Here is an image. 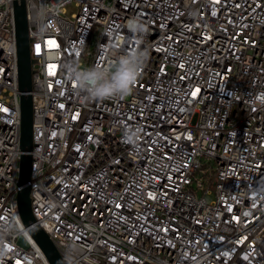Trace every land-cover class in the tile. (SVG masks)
I'll return each instance as SVG.
<instances>
[{"label":"built area","instance_id":"1","mask_svg":"<svg viewBox=\"0 0 264 264\" xmlns=\"http://www.w3.org/2000/svg\"><path fill=\"white\" fill-rule=\"evenodd\" d=\"M26 1L32 207L64 262L264 264V0ZM136 49L127 97L76 90L69 64ZM20 136L14 0H0V264H50L19 212Z\"/></svg>","mask_w":264,"mask_h":264},{"label":"water","instance_id":"2","mask_svg":"<svg viewBox=\"0 0 264 264\" xmlns=\"http://www.w3.org/2000/svg\"><path fill=\"white\" fill-rule=\"evenodd\" d=\"M15 27L18 54L19 89L21 91V159L18 184V206L24 226L42 249L50 264L65 263L57 246L39 223L33 213L31 198V174H32V149L33 141V64L38 58L31 55V41L36 40L30 37L29 29L35 26H28L30 18L29 1L14 0Z\"/></svg>","mask_w":264,"mask_h":264},{"label":"clouds","instance_id":"3","mask_svg":"<svg viewBox=\"0 0 264 264\" xmlns=\"http://www.w3.org/2000/svg\"><path fill=\"white\" fill-rule=\"evenodd\" d=\"M39 15L37 13V20H39ZM127 28L137 37L147 32V26L138 18L129 20ZM108 55L111 63L92 67H81L78 63L68 65L70 79L75 82L76 90L83 93L87 100L103 101L127 97L140 79L142 69L148 59L147 51L142 49L122 51L114 56L111 53ZM5 227L8 231H18L14 223H11L10 227L7 225ZM0 235H3V230H0Z\"/></svg>","mask_w":264,"mask_h":264},{"label":"rangeland","instance_id":"4","mask_svg":"<svg viewBox=\"0 0 264 264\" xmlns=\"http://www.w3.org/2000/svg\"><path fill=\"white\" fill-rule=\"evenodd\" d=\"M214 198V195H210V196H208V199L209 200H211V199H213Z\"/></svg>","mask_w":264,"mask_h":264}]
</instances>
